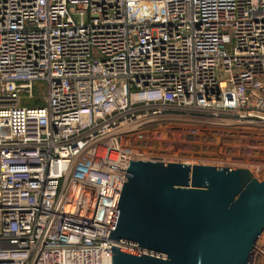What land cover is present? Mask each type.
<instances>
[{"label":"built area","instance_id":"1","mask_svg":"<svg viewBox=\"0 0 264 264\" xmlns=\"http://www.w3.org/2000/svg\"><path fill=\"white\" fill-rule=\"evenodd\" d=\"M173 121L264 179V0H0V264H112L130 160L171 162Z\"/></svg>","mask_w":264,"mask_h":264},{"label":"water","instance_id":"2","mask_svg":"<svg viewBox=\"0 0 264 264\" xmlns=\"http://www.w3.org/2000/svg\"><path fill=\"white\" fill-rule=\"evenodd\" d=\"M263 231L264 179L248 168L130 160L112 264H251Z\"/></svg>","mask_w":264,"mask_h":264},{"label":"rangeland","instance_id":"3","mask_svg":"<svg viewBox=\"0 0 264 264\" xmlns=\"http://www.w3.org/2000/svg\"><path fill=\"white\" fill-rule=\"evenodd\" d=\"M38 102H35V103H38ZM163 126L168 127L169 125L163 124ZM184 127H187L189 129V131H191L190 129L192 127H190L189 125L187 126L186 122H184V121H173L170 125V129H168L169 133H170L169 135H171L170 138L173 139V141L170 143L172 145V147H171L172 152L170 153L172 158L169 159V161H171V162H176V161L177 162H186V163H190V164H207V165H214V166L222 165L217 160H213V161L208 160L207 155L201 156L202 152H204L205 154H207L208 152L211 153L213 151L214 147H211L210 145H205V144L199 145V147L201 149L200 150L198 148V144L196 143V141H199L200 138L198 139L191 132H188V130H184L183 129ZM224 127H226V126H224ZM205 129L207 130V129H209V127H206ZM219 129H223V128H221V126L215 127V130H219ZM210 130H214V127L210 128ZM220 131L222 132L223 130H219L218 132L221 133ZM208 132H211V131H208ZM190 133L192 135H190ZM224 133L230 134L232 136L230 141H236L233 138V136H234L233 133H229V132H224ZM208 135H209V137L207 139ZM204 137L208 141L209 140L214 141V139H218L217 137H215L213 135L211 136L208 133H205ZM224 137L225 136L221 137V139H224ZM205 138H203V139H205ZM236 139H239L242 142H246V140L240 136H238V138H236ZM167 140H168V137H167ZM244 145H245V143H244ZM176 158L182 159V160H176ZM240 167H243V166H240ZM255 251L253 253L254 260H252V264H260L261 259L259 256H257V252H255Z\"/></svg>","mask_w":264,"mask_h":264},{"label":"bare ground","instance_id":"4","mask_svg":"<svg viewBox=\"0 0 264 264\" xmlns=\"http://www.w3.org/2000/svg\"><path fill=\"white\" fill-rule=\"evenodd\" d=\"M178 141V140H177ZM178 144V143H177ZM171 145V144H170ZM154 154H155V157H158V155H160V151H156V153L154 152ZM201 156H203V155H201ZM208 157V160H214V159H216V158H212V157H214V156H207ZM170 158V157H169ZM172 158V157H171ZM176 160H182V159H177L176 158ZM184 160V159H183ZM205 160V159H204ZM177 162V161H176ZM242 164H244V163H242ZM245 165V164H244ZM256 246H258V248H255V250L256 251H258V253H257V256H259L260 257V259H261V262H260V264H264V232L262 233V235L259 237V239H258V243H257V245ZM260 249H263V253H261L260 252Z\"/></svg>","mask_w":264,"mask_h":264},{"label":"trees","instance_id":"5","mask_svg":"<svg viewBox=\"0 0 264 264\" xmlns=\"http://www.w3.org/2000/svg\"><path fill=\"white\" fill-rule=\"evenodd\" d=\"M36 102H38V101H36ZM39 103V102H38Z\"/></svg>","mask_w":264,"mask_h":264}]
</instances>
